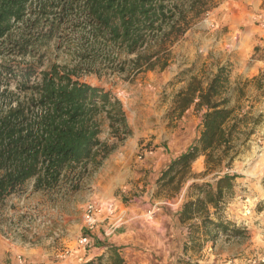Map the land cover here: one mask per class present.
I'll return each instance as SVG.
<instances>
[{"label":"trees","instance_id":"1","mask_svg":"<svg viewBox=\"0 0 264 264\" xmlns=\"http://www.w3.org/2000/svg\"><path fill=\"white\" fill-rule=\"evenodd\" d=\"M202 5L201 0H0V222L10 199L28 184L37 192L54 191L72 173L95 172L132 135L122 101L111 91L75 80L78 70L98 76L102 69L132 75L164 71L173 45L208 10ZM53 46L68 49L79 64L70 69L51 63L42 70ZM257 53L264 47L257 46ZM227 83L222 67L207 88L190 84L177 94L178 116L193 103L205 109L202 130L161 172L158 188L178 183L200 156L210 158L230 143L237 124L226 130L233 116L223 97ZM102 117L117 142L101 141ZM237 178L225 174L215 184L190 185L195 193L179 219L188 227L191 249L202 250L219 233H242L222 215ZM81 264L127 263L119 248L109 247Z\"/></svg>","mask_w":264,"mask_h":264},{"label":"rangeland","instance_id":"2","mask_svg":"<svg viewBox=\"0 0 264 264\" xmlns=\"http://www.w3.org/2000/svg\"><path fill=\"white\" fill-rule=\"evenodd\" d=\"M201 3L208 10L173 45L170 65L164 71L132 75L102 69L98 76L78 70L73 78L111 91L123 103L132 135L112 154L118 152V195L124 203L136 198L140 204H148L149 209L157 205L156 215L165 210L167 221H174L171 214L175 215L177 208L173 205L195 193L189 189L191 184H215L225 174L238 176L234 191L226 196L222 215L242 233L239 236L219 233L211 241L212 249L205 253L184 242L183 249L189 254L178 246L173 264H242L241 261L246 264L248 260L250 264H264V59L260 60L264 53L254 54L257 46L264 47V0H201ZM241 3L253 10L235 15ZM68 52L65 47L57 50L53 46L47 51L42 70L51 63L70 69L77 66L79 63ZM12 60L24 63L19 58ZM222 67L229 77L223 97L233 110L226 130L237 124L230 143L215 149L210 158L200 156L178 183L157 188L160 173L198 139L202 130L205 109L199 110L193 103L178 116L174 112L177 94L190 84L207 88ZM11 90H15L14 85ZM100 121L101 141L117 142L110 134L108 120L102 117ZM98 170L72 173L54 191L37 192L33 183L28 184L10 199L4 211L0 241L39 250L42 256L53 259L60 254L75 258L88 254L93 248L91 239L96 228L93 231L84 228V214L88 204L99 203L92 187ZM146 193L148 197L151 195L149 201L141 199ZM85 234L91 241L81 246L79 240ZM180 238L178 234L179 241ZM20 257L24 264L25 258L29 262L24 255Z\"/></svg>","mask_w":264,"mask_h":264},{"label":"crops","instance_id":"3","mask_svg":"<svg viewBox=\"0 0 264 264\" xmlns=\"http://www.w3.org/2000/svg\"><path fill=\"white\" fill-rule=\"evenodd\" d=\"M253 8H248L244 4L237 5L234 14L240 11L251 12ZM117 152V151H116ZM161 174V173H160ZM118 152L110 155L103 166L98 170L93 184V196L96 201L104 204L113 203L115 206V215L106 220L107 216H103L96 229L93 231L92 249L88 250V254H80L79 258L75 256L67 257L60 254L58 258L53 259L49 256H42L38 250H30L9 244V242L0 241V263L1 264H21L20 255L25 258V264H81L83 262L95 259L107 252L109 247L119 248L121 256L127 264H173V260L178 255V246L181 251L189 254L188 250L183 249L184 242L188 241V227L180 222L179 216L183 204L188 200L187 197L180 202L174 204L177 209L173 219H168V213L162 210L155 216V221L147 222L143 219V215L149 209L148 204L142 203L134 198L131 203H124L121 196L118 195ZM158 188V187H157ZM144 194L141 199L149 201L151 198ZM123 215L127 221L119 229L110 235H106L108 226L111 222ZM181 234V240L178 239ZM188 244V243H187ZM213 245L208 241L204 245L202 252L211 250ZM261 258V256H260ZM248 260L246 264H250ZM231 263V261H230ZM242 264L245 262L241 261Z\"/></svg>","mask_w":264,"mask_h":264},{"label":"built area","instance_id":"4","mask_svg":"<svg viewBox=\"0 0 264 264\" xmlns=\"http://www.w3.org/2000/svg\"><path fill=\"white\" fill-rule=\"evenodd\" d=\"M159 211L157 205L153 208L149 209L145 214V218L147 221H152L155 217L156 213ZM107 216L106 220L109 221L115 215V206L113 203L104 204V203H90L86 206L85 214H84V228L87 231H93L96 226L100 223V220L103 216ZM126 223V218L123 215H118V218L113 220L111 224L108 226V231L106 235L112 234L116 228H120ZM90 237L85 234L79 240V245L87 246L90 244ZM20 263L24 264L23 258H19Z\"/></svg>","mask_w":264,"mask_h":264}]
</instances>
